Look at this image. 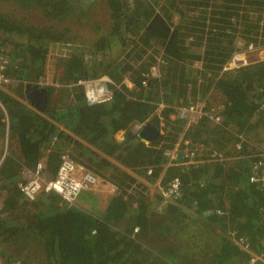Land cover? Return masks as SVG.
Returning <instances> with one entry per match:
<instances>
[{
    "label": "trees",
    "instance_id": "obj_1",
    "mask_svg": "<svg viewBox=\"0 0 264 264\" xmlns=\"http://www.w3.org/2000/svg\"><path fill=\"white\" fill-rule=\"evenodd\" d=\"M58 44L72 50L49 51ZM250 44L264 47V0H0V54L17 83L0 86V193L10 195L1 263L243 264L247 248L264 251V186L251 181L264 147V60L221 73ZM102 75L125 91L108 104L89 105L79 86L48 87L41 113L23 102L26 81ZM207 98L225 103L221 123L171 119ZM142 123L162 134L117 140ZM171 150L188 156L184 165ZM63 156L118 190L31 201L25 173L44 159L55 177Z\"/></svg>",
    "mask_w": 264,
    "mask_h": 264
},
{
    "label": "built area",
    "instance_id": "obj_2",
    "mask_svg": "<svg viewBox=\"0 0 264 264\" xmlns=\"http://www.w3.org/2000/svg\"><path fill=\"white\" fill-rule=\"evenodd\" d=\"M264 53V47L250 44L247 49L234 52L231 57L222 66V72L232 71L241 67L249 66L256 63L253 59V54ZM264 58H261L263 60ZM260 60V61H261ZM8 59L0 54V86L11 87L16 80L6 75L8 67ZM153 75L159 76V69L153 68ZM25 83V82H24ZM131 82L126 80L125 84L129 87ZM146 83V82H144ZM27 84V83H25ZM24 84V85H25ZM51 86L74 87L79 86L82 88L86 100L89 105H103L112 102L115 99L116 91L121 89L109 75H102L97 78H84L78 81L70 80L69 83H60L58 80L54 83H48ZM1 89V88H0ZM215 97V96H213ZM214 99L209 98L206 101L193 104L184 105L176 108L175 114L170 117L173 120L184 119L188 124H197L200 120H209L216 123L222 121V109L215 105ZM165 107L163 104L160 108ZM145 123L135 124L134 131L142 129ZM189 140H186L188 144ZM170 154V155H169ZM174 151H169L168 155L174 158ZM196 152L191 153V157L195 156ZM188 156H186L187 158ZM258 160L254 163L251 181L264 186V147L258 152ZM190 158V156H189ZM191 159V158H190ZM189 159V160H190ZM44 163L40 161L33 171H27V181L20 184L21 191L31 200H34L41 192H51L59 197L62 202L74 204L77 202L80 194L84 191H91L101 189H108L116 192L117 185L111 180L103 179L91 171L83 172L78 176L76 163L63 156L61 165L55 177L47 179L44 175ZM179 179L175 178L166 191V194L173 195L177 191ZM4 202L0 199V210L3 208ZM0 264H2L0 262ZM243 264H264V251L253 254Z\"/></svg>",
    "mask_w": 264,
    "mask_h": 264
},
{
    "label": "crops",
    "instance_id": "obj_3",
    "mask_svg": "<svg viewBox=\"0 0 264 264\" xmlns=\"http://www.w3.org/2000/svg\"><path fill=\"white\" fill-rule=\"evenodd\" d=\"M262 53V52H261ZM263 55V54H262ZM262 55L259 53V54H253V59H254V61L255 62H259L260 60H261V58H263L262 57ZM261 56V57H260ZM264 60V59H263ZM262 61V60H261ZM221 73H223V72H221ZM126 80H128V79H126ZM125 80V81H126ZM129 81V80H128ZM25 83H27V84H25ZM24 84H22V85H24V94H23V96H24V100H23V102L25 103V104H27V105H32V106H36V107H38V109H36L35 111L36 112H38V113H41V111H42V109H41V104H42V102L44 101V99H43V96H42V94L44 95V94H46V97H48V94H47V88L48 87H50L49 85H48V83H46V82H43V81H41V80H38V81H26ZM50 83V82H49ZM17 83L15 82L13 85L15 86ZM131 85L129 86V88L130 89H132V87H133V84L132 83H130ZM13 85H12V87H13ZM121 91L122 92H124L125 93V91L123 90V87H122V85H121ZM41 94V95H40ZM40 95V96H39ZM207 99H209V98H207ZM207 99H205L204 101H206ZM161 104H163V103H161ZM160 104V105H161ZM160 105H158L157 106V115L159 116V117H161L162 116V114H161V110H163L165 107H163V108H160ZM164 106H165V104H163ZM217 107H219V108H221L222 109V112H223V110H224V107H225V103H222V104H220V105H218ZM33 109H34V107H32ZM222 114V113H221ZM146 124V123H145ZM151 124V123H150ZM154 126V125H153ZM155 127V126H154ZM157 129H159V130H161L160 128H158V127H156ZM124 132L125 131H130V130H125V129H122ZM162 131V130H161ZM119 132V131H118ZM118 132L116 133V135L118 134ZM131 132H134V129L132 128V131ZM16 148H18V145H17V142H16V146H15ZM178 151H180V150H177L175 153L176 154H174L175 156H174V158L177 160V153H178ZM18 154L20 153L19 152V150L18 151H16ZM5 153V152H4ZM6 155H7V152L5 153ZM5 154H4V156H2L1 157V159H0V165L2 164V162H3V159H4V157H5ZM196 154H197V151H196ZM211 153L210 152H208L207 151V153H205V155L207 156V155H210ZM170 155V154H169ZM204 154L202 155H198V156H205ZM173 157H172V159H174ZM183 158H184V156H183ZM170 159H171V156H170ZM40 161H42L43 163H44V159H39L38 160V162H37V164L40 162ZM184 161H185V158L183 159V162L182 163H179L178 162V164H182V165H184ZM44 166H45V164H44ZM81 172H78V176H81L82 175V171H84V170H80ZM25 174H27V173H25ZM47 179H49L47 176H45ZM24 178H28V175H25V177ZM52 178V177H51ZM160 185V184H159ZM106 190L107 191H110V190H108V189H97V190H91V191H93L94 192V194H101V193H103L102 195H104L105 194V192H106ZM113 193H115L114 191H112ZM112 193V194H113ZM101 195V196H102ZM9 196L10 195H7V194H1L0 193V199L4 202V203H6L7 202V200H8V198H9ZM247 251L250 253V256H249V258L253 255V254H256V253H258L259 251H250L248 248H247ZM248 258V259H249Z\"/></svg>",
    "mask_w": 264,
    "mask_h": 264
},
{
    "label": "water",
    "instance_id": "obj_4",
    "mask_svg": "<svg viewBox=\"0 0 264 264\" xmlns=\"http://www.w3.org/2000/svg\"><path fill=\"white\" fill-rule=\"evenodd\" d=\"M41 95V94H40ZM39 95V96H40ZM43 99L46 100V94H42ZM162 134V131L154 127L150 123L144 124L142 129L138 132L137 137L141 139L144 142L151 143L154 139H156L159 135ZM134 133L131 131H123L119 130L118 134L116 135V138L119 142H127L130 138L134 137ZM183 151H178L177 153V162L182 163L183 162Z\"/></svg>",
    "mask_w": 264,
    "mask_h": 264
},
{
    "label": "rangeland",
    "instance_id": "obj_5",
    "mask_svg": "<svg viewBox=\"0 0 264 264\" xmlns=\"http://www.w3.org/2000/svg\"><path fill=\"white\" fill-rule=\"evenodd\" d=\"M5 7H7L8 8V5H5ZM77 31H76V34L77 35H79L80 37H82L83 35H85V34H87L89 31H87V32H85L84 30H82L81 28H77L76 29ZM33 46H35V48H39V49H41V50H46L47 51V49L49 48V47H45L43 44H41V43H37V42H35V43H33ZM58 51V52H61V51H63V48L64 49H66V50H72V48H70V49H67V48H65L62 44H58V46H55L54 47V45H51L50 46V49H49V51L51 52V51H53V52H57L55 49ZM115 54V53H114ZM261 55L262 54H264V53H260ZM11 89H15L14 87L13 88H11ZM173 120V119H172ZM184 156V155H183Z\"/></svg>",
    "mask_w": 264,
    "mask_h": 264
},
{
    "label": "clouds",
    "instance_id": "obj_6",
    "mask_svg": "<svg viewBox=\"0 0 264 264\" xmlns=\"http://www.w3.org/2000/svg\"><path fill=\"white\" fill-rule=\"evenodd\" d=\"M258 54H259V53H258ZM7 119H8V117H7ZM133 129H134V128H133ZM139 131H140V130H139ZM139 131H134L133 133H134V134H138ZM183 154H184V153H183ZM5 156H6V154H5ZM184 158H186L185 155H184ZM184 163H185V162H184ZM25 175H28V173L25 174ZM24 179H25V181H27L28 178H24ZM169 186H170V185H169ZM41 193H42V192H41ZM41 193H40V194H41ZM40 194H38V196H39ZM38 196H37V197H38ZM55 196H56V195H55ZM37 197H36V198H37ZM36 198H35V199H36ZM29 199H30V198H29ZM35 199H34V200H35ZM30 200H31V199H30ZM34 200H31V201H34ZM4 207H5V203H4L3 208H4ZM3 208H2V209H3ZM258 253H259V252H258ZM0 262H1V261H0Z\"/></svg>",
    "mask_w": 264,
    "mask_h": 264
}]
</instances>
